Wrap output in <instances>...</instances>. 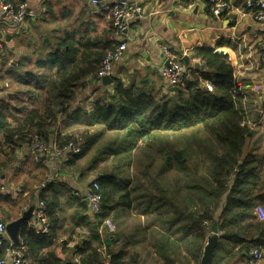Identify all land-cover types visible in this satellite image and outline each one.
Masks as SVG:
<instances>
[{
  "label": "crops",
  "instance_id": "crops-1",
  "mask_svg": "<svg viewBox=\"0 0 264 264\" xmlns=\"http://www.w3.org/2000/svg\"><path fill=\"white\" fill-rule=\"evenodd\" d=\"M7 1L16 6L25 4L28 15L16 31L0 24L5 47L0 55V108L7 106L12 111L21 102L23 106L30 105L25 93L28 87L16 82L15 77L40 72L42 63L47 66L51 55L65 58L63 55L70 47L80 60L82 52L105 53L118 44L106 10L116 0H97L94 5L92 0ZM132 1L142 7L143 17L131 23L123 39L127 49L113 67L112 83L104 85L90 76L76 83L75 97L68 105V112L59 117L49 132L50 140L74 136L83 142L86 134L95 140L102 129L95 104L108 106V96H112L117 85L135 86L136 92L157 98L170 91L160 77L164 61L160 45L167 46L177 59L187 57L188 65L182 62L187 70L184 78L197 77L199 84L205 87L206 81L201 80L200 72L206 70L194 68V64L203 65L194 59L193 51L208 48L225 55L234 67L232 89L241 97L245 122L252 131L246 152L255 155L259 164H264V22L254 21L252 11L243 5V0H230L235 6L234 12L220 19L210 16L204 0L197 1L193 9L187 7V0ZM111 137L112 133H105L80 159L68 155L35 161L29 144L19 145L13 152L0 147V223L7 226L29 210L32 212L20 228L18 243L7 233L0 235V239L21 245L24 226L40 235L33 227V219L39 197H43L53 204L55 221L48 241L50 247L44 252H53L61 264H79V245L93 234L102 237L100 229L104 224H96L83 198L99 176L98 168L103 166V162L98 161L92 167V161L102 155L99 153ZM127 144L122 146L123 150ZM114 150H107L102 158L109 162L115 158ZM129 170L125 164L122 169L112 168L109 173L126 178ZM146 186L131 183L134 200L129 208L117 210L111 216L115 230L110 233H114L113 238L107 237V247L125 251V264L133 260L136 264H199L208 236L201 244V252L196 253L192 248L194 229H188L192 221L186 204L176 203L170 192L162 195L157 184L150 197L145 192ZM47 219L49 222V216ZM254 239L256 237L235 246L220 238L212 264H249V253L237 252L241 247H249ZM26 264L31 263L26 260ZM260 264H264V257Z\"/></svg>",
  "mask_w": 264,
  "mask_h": 264
},
{
  "label": "trees",
  "instance_id": "trees-1",
  "mask_svg": "<svg viewBox=\"0 0 264 264\" xmlns=\"http://www.w3.org/2000/svg\"><path fill=\"white\" fill-rule=\"evenodd\" d=\"M67 51L65 58L51 55L47 66L42 63L40 72L15 77L16 82L28 87L25 93L30 105L23 106L21 102L12 111L7 106L0 108V147L5 151L13 152L19 145L30 144L34 138L58 147L75 140L74 136L50 140L49 132L59 117L68 112L76 83L88 76L95 80L100 63L109 51L92 55L82 52L80 60L75 57L73 48ZM193 57L204 66L206 71L200 72L201 80L209 82L212 89L201 86L197 77L182 79L173 91L159 98L136 92L135 86H115L112 96H108V106L95 104L101 131L95 140L89 134L84 136L81 152L74 155V159L84 157L107 132L112 133V137L99 153L102 155L93 159L92 167L98 161L106 162L102 157L111 149L116 152L114 159L118 157L124 161L123 165L129 166L132 151L141 144L140 149L146 153L141 174L151 177L145 192H151L152 184L158 179L166 185L169 172H175L176 193H172V198L179 197L183 205L186 204L192 221L188 229H194L193 250L201 252V244L216 222L221 239L235 246L256 237L249 242V247L238 250L237 253L245 255L251 247L264 248V222L254 215L257 205L264 208V164H259L255 155L246 152L252 131L245 122L241 97L232 89L234 67L229 59L208 48L195 49ZM188 131L194 144L186 146L185 143L190 142ZM125 143H128L127 148L123 150ZM151 152L157 153L162 162L154 176L152 169L157 158ZM194 155L198 158H192ZM108 169L106 166L98 168L101 178L93 180L102 197L101 208L93 216L98 226L115 211L129 208L134 200L132 181L109 173L112 170ZM167 191L171 192L162 188V195ZM39 198L49 216V232L36 235L24 226L20 236L22 244L15 246L23 250L24 260L31 264H61L53 252H44L50 247L48 241L55 221L53 204ZM109 235L114 237V233ZM47 236L49 239H44ZM108 239L96 233L81 243L77 250L79 264H103L104 259L109 264H125L126 252L107 247ZM131 264L136 263L133 260Z\"/></svg>",
  "mask_w": 264,
  "mask_h": 264
},
{
  "label": "built area",
  "instance_id": "built-area-1",
  "mask_svg": "<svg viewBox=\"0 0 264 264\" xmlns=\"http://www.w3.org/2000/svg\"><path fill=\"white\" fill-rule=\"evenodd\" d=\"M187 7L194 8L199 0H187ZM208 9V13L215 19L230 17L234 12L235 6L230 0H204ZM93 5L97 4V0H92ZM243 5L252 11L253 19L256 23L264 22V0H243ZM113 32L118 37V44L109 51L101 61L96 74L97 81H101L104 77H110L113 67L118 63L127 49L124 38L133 21L143 17V9L132 0H116L106 7ZM27 6L25 4L14 5L7 0H1L0 5V24L16 31L27 17ZM159 50L163 55V67L160 77L166 84L167 88H174L186 75V67L181 59H177L172 51L165 45H160ZM264 50V47H263ZM5 52L4 43L0 39V55ZM264 62V56L262 58ZM205 88L212 89L209 83H205ZM234 92V91H233ZM31 155L35 161L41 158H62L68 155H77L81 152V142L78 140L70 141L62 147H58L53 143H46L41 138H34L29 144ZM44 187V185H41ZM89 205L90 212L94 216L101 208L102 197L99 194V187L96 182H92L91 186L83 198ZM254 213L258 221L264 222V209L260 205L254 208ZM103 224L111 233L114 231L110 220H105ZM33 227L39 234H47L49 231V222L46 216L45 204L39 201L35 210ZM6 225L0 223V235H4ZM219 235H221L219 233ZM264 257V248H252L249 251V264H260ZM0 264H26L23 258V251L12 243H8L0 239ZM103 264H109L105 260Z\"/></svg>",
  "mask_w": 264,
  "mask_h": 264
},
{
  "label": "rangeland",
  "instance_id": "rangeland-1",
  "mask_svg": "<svg viewBox=\"0 0 264 264\" xmlns=\"http://www.w3.org/2000/svg\"><path fill=\"white\" fill-rule=\"evenodd\" d=\"M186 134H189L188 137L190 136V142L185 143V145L186 146L188 144L193 145L194 141H192V138L190 135L191 131H188ZM196 137H199V136L197 135ZM75 140H76V138H75ZM248 144H250V142ZM141 146L142 145L140 144L139 148L132 151V153H131V158H130V163H129L130 170H129L128 174H126V178H130L132 180L133 184H143V185L147 184L148 185V182L151 179V177L150 176L143 177L141 174V172L143 171V165L145 163V157H146V155H145L146 153H144L140 149ZM176 149H177V147H176ZM178 149L180 150V149H182V147H179ZM151 153L153 154V156L155 158H157L153 163L154 168L152 169V171H153L152 175L154 176L156 174L157 170L160 169V165L162 164V162H160V160H159L160 156L156 155L157 153H154V152H151ZM192 158H198V156L194 155V156H192ZM123 162L124 161H122L118 157H116V159H114V158L110 159L109 162H104L103 166H101V167L106 166V168L107 167L109 168L108 170H112V168L114 169L116 167L119 169H122L124 167ZM172 172L173 171L169 172V174L167 175V184L166 185L162 184V179H158V180L154 179V180H156V184L161 187V190H162V188H164V189L168 188L169 190H171V192H170L171 194L173 192L175 194L176 193V191L174 190L176 188V186L174 184L175 172H173V173ZM168 185H169V187H168ZM153 186H154V184H152V186H151V188H152L151 193L146 192V194L150 197L153 193ZM142 193L143 192H136V194H142ZM167 193H168V191L166 192V195H167ZM171 196H173V195H171ZM173 198H174L173 200L176 201V203L183 204L181 198L175 197V196ZM110 218H108V220H110V222L112 223V220ZM112 226H113V229L115 230L113 223H112ZM100 230H101L102 238H104L106 240L108 235L110 234V232L108 231L109 229L105 225H103V226H101ZM104 256L105 255L102 254L103 259L105 258ZM103 261H105V259Z\"/></svg>",
  "mask_w": 264,
  "mask_h": 264
},
{
  "label": "water",
  "instance_id": "water-1",
  "mask_svg": "<svg viewBox=\"0 0 264 264\" xmlns=\"http://www.w3.org/2000/svg\"><path fill=\"white\" fill-rule=\"evenodd\" d=\"M1 35H0V39H1ZM182 62L185 65H188L189 61L187 57H183ZM200 70H203L204 66H199L198 64H194V68H198ZM102 84L106 85V84H111L112 80L110 79V77H104L101 80ZM170 91H173V88L169 89ZM101 176L99 175L97 177V179H100ZM31 210H29L28 212H26L25 214H23V216L15 221L12 222L10 224H8L5 228L6 233L8 234V236L10 237V239L16 244L19 242L18 240V234L20 231L21 226L30 219V215H31ZM208 238L206 241V244L203 248V253H202V257L200 260L199 264H212L213 262V255H214V250L217 246L218 240L221 238V236L219 235L218 232V225L217 223H213L210 227V230L207 234Z\"/></svg>",
  "mask_w": 264,
  "mask_h": 264
}]
</instances>
